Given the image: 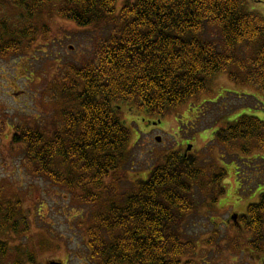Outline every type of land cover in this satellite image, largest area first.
<instances>
[{"label": "trees", "instance_id": "16d2710c", "mask_svg": "<svg viewBox=\"0 0 264 264\" xmlns=\"http://www.w3.org/2000/svg\"><path fill=\"white\" fill-rule=\"evenodd\" d=\"M50 4L83 29L119 20L97 46L95 62L80 66L83 74L78 76L84 83L77 113L64 112L61 127L49 140L45 122L16 125L12 139L25 148L26 166L34 175L79 195L83 202L95 201L104 179L124 165L133 136L120 120L122 105L143 121H160L169 110L205 93L209 79L234 66L246 84L258 85L264 94V17L249 10L247 0H0V60L15 56L33 36L30 27L13 29L1 17L2 10L18 6L34 27V19ZM256 44L254 57L241 61L237 51ZM229 74L237 82V75ZM215 140L225 146L241 142L249 152L264 150V123L242 116L218 130ZM198 164L190 156L169 153L134 193L110 202L107 211H100L109 212L100 214L103 229L96 225L88 233L86 262L179 264L185 252L193 250L192 244L183 243L180 228L197 207L195 192L203 176ZM225 178L219 168L209 184L216 188ZM18 211V205L0 194V264H7L11 253L1 235L16 233L26 221ZM263 216L264 194L259 204L250 205L242 222L258 227L264 224ZM18 257L14 264L25 263Z\"/></svg>", "mask_w": 264, "mask_h": 264}, {"label": "rangeland", "instance_id": "374dc122", "mask_svg": "<svg viewBox=\"0 0 264 264\" xmlns=\"http://www.w3.org/2000/svg\"><path fill=\"white\" fill-rule=\"evenodd\" d=\"M247 2L249 10L264 17V0ZM122 5L119 3L118 9ZM58 7L47 5L34 19V27L26 21L25 10L16 5L1 12L12 27H30L33 34L15 56L0 60V194L18 205V212L26 218L16 233L9 230L1 235L11 248L7 264H14L17 255L19 261L24 257L23 264L67 260L68 264H87L88 233L96 225L102 228L100 214L109 213L100 211L134 193L140 180H145L163 156L172 152L189 153L191 159L201 163L198 166L203 172L202 186L195 192L196 210L182 225L183 239L193 242L199 253L195 264L256 263L259 256L249 252L242 255L235 237L239 235L227 231L225 224L234 213H244L230 212L233 206L240 203L233 209L245 211L264 194V150L256 147L249 152L241 142L225 146L214 138L218 130L242 116L264 123V94L258 85L246 84L236 66L209 79L205 93L169 110L161 124L154 125L159 121L149 117H143V121L129 106L122 105L120 120L133 138L122 169L104 179L95 201H81L79 195L39 178L26 166L25 148L12 140L14 125L37 127L45 122L49 140L61 127L64 112L76 114L78 93L84 83L78 76L83 74L80 66L95 62L97 46L119 21L83 29L61 16ZM213 35L218 40V33ZM256 49L257 44L243 46L237 51L239 59L250 61ZM230 72L237 75V82L230 80ZM219 168L226 172L225 189L209 184ZM220 191L226 194L220 196ZM250 230L252 244L260 240L264 248V224ZM213 237L214 247H206ZM247 255L251 258H242ZM260 258L264 260V256Z\"/></svg>", "mask_w": 264, "mask_h": 264}, {"label": "flooded vegetation", "instance_id": "af4514ba", "mask_svg": "<svg viewBox=\"0 0 264 264\" xmlns=\"http://www.w3.org/2000/svg\"><path fill=\"white\" fill-rule=\"evenodd\" d=\"M45 127V124H44ZM188 155V154H187ZM237 206L239 204H236ZM235 205V206H236ZM232 207V210L230 212H247V209L245 211H235ZM236 206V209H237ZM234 215V214H233ZM246 214L244 213H239L237 214V220L233 221L232 218L230 220H228V222L225 224V227L227 228V231H232V232H236L234 234L239 235V236H235L238 237V241H239V252H241L242 255H245L246 252H249L250 255H258L259 257L255 258V262L254 264H263L264 260L261 259L260 257L264 256V248L262 245V241L260 240H254V245L252 244V233H248L247 230H250V226H245L244 223L242 222L243 217H245ZM230 239H233L232 235H230ZM252 239V241H251ZM226 242V240L224 241ZM186 243H191L186 241ZM215 242L211 245V242H207L206 243V247H210L213 248L214 247ZM195 248V249H194ZM194 250L191 251H186L185 252V256L182 257V259L180 260L179 264H195L197 257L199 256V253H196V247H194ZM263 254V256H261ZM242 258H251V257H242ZM60 264H63L60 262ZM67 264V262L65 263Z\"/></svg>", "mask_w": 264, "mask_h": 264}, {"label": "water", "instance_id": "95a60500", "mask_svg": "<svg viewBox=\"0 0 264 264\" xmlns=\"http://www.w3.org/2000/svg\"><path fill=\"white\" fill-rule=\"evenodd\" d=\"M158 141H160V140H158ZM233 219H234V220H236V218H235V217H234Z\"/></svg>", "mask_w": 264, "mask_h": 264}]
</instances>
